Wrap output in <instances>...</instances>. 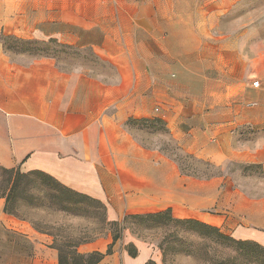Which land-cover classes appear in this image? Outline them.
<instances>
[{
  "label": "crops",
  "instance_id": "0c3cea01",
  "mask_svg": "<svg viewBox=\"0 0 264 264\" xmlns=\"http://www.w3.org/2000/svg\"><path fill=\"white\" fill-rule=\"evenodd\" d=\"M245 1L0 0V31L89 48L106 65L67 69L0 43V168L50 176L110 223L171 210L264 248V20L232 21ZM146 120L219 173L185 172L142 143L130 126ZM5 208L0 196V264H59L51 236ZM141 249L126 234L99 264H147Z\"/></svg>",
  "mask_w": 264,
  "mask_h": 264
},
{
  "label": "rangeland",
  "instance_id": "374dc122",
  "mask_svg": "<svg viewBox=\"0 0 264 264\" xmlns=\"http://www.w3.org/2000/svg\"><path fill=\"white\" fill-rule=\"evenodd\" d=\"M231 19L264 20V0H246L243 8L233 13ZM233 29L224 28L228 31ZM0 43L6 52L13 55L51 56L67 69L81 67L104 72L106 67L91 49H79L60 44L56 40H22L2 30ZM130 127L136 131V137L142 143L147 146H160L185 172L204 176L219 173L210 164L188 156L171 137L164 122L146 120L134 122ZM15 172L24 174L20 169ZM13 177L15 173L11 174L0 168V196L8 192ZM45 179L42 176L30 177L32 182L27 178L21 179L20 188H28V194L24 197L17 196L10 207L17 214L14 217L29 223L37 232L51 236L53 246L60 248L67 256L75 251L88 254L84 252L85 247L92 243H100L110 237L113 239L118 234V241H122L124 235L129 234L140 243L147 262L151 260L156 264H257L258 258L264 260V253L240 249L237 241L229 234L224 233L226 240L223 243H216L200 229L170 222L168 216L128 218L119 223L120 226L115 225L107 220L105 208L100 202L87 196L74 197L72 190L67 191L54 180H49L47 184ZM52 194L61 198V202L50 199ZM172 217L187 220L173 215Z\"/></svg>",
  "mask_w": 264,
  "mask_h": 264
},
{
  "label": "trees",
  "instance_id": "16d2710c",
  "mask_svg": "<svg viewBox=\"0 0 264 264\" xmlns=\"http://www.w3.org/2000/svg\"><path fill=\"white\" fill-rule=\"evenodd\" d=\"M157 122L163 123V121L161 120H155ZM4 170V169H3ZM5 172L8 173H15V177H13V181H11V187L9 188L7 193H3L1 195V197H5L6 198V208H5V212L10 214V215H15L17 216L16 212L13 211V209L10 207L11 203H14L17 199V196L20 197H24L27 196L28 194V188L24 187V188H20V180L27 178L29 180L30 177H35V176H42L45 177V181L47 182V184H49V180H54L52 177L41 173V172H31V173H24L21 174L20 172H15V170H4ZM56 181V180H54ZM29 182H32V180H29ZM50 186V185H48ZM66 188V187H65ZM67 191H70V189L66 188ZM72 192V196L74 197H86L83 194H79L77 192L71 191ZM50 199H58L59 202H61V198L57 197L56 194H52L49 196ZM68 201V200H67ZM70 201V200H69ZM104 208L105 206L103 204H101ZM163 216H168V221L170 222H174L177 224H182V225H187L189 227L192 228H198L201 230V232L206 235L207 237H209L210 239H212L213 241H215L216 243H220L224 240H226V235L220 231L219 228L215 227V226H211L205 223H201L199 221L196 220H192V219H187V220H177L174 219L171 215V210H166L164 212H159V213H154V214H148V215H133V216H129L128 218H161ZM126 219L124 221H126ZM115 225L120 226L119 223L115 222ZM120 239V234L115 235L113 237V243L109 246L108 250L106 253H101V252H92V253H88V254H81L77 251H75L73 254L67 256L63 253V251L60 248L54 247L58 250L59 252V264H99L106 256L110 255L112 253V249L114 244ZM237 245L240 247V249H243L246 252H254V251H260L261 253H264V248L252 243V242H241V241H237ZM255 248V250L253 249ZM126 250L128 252V254L135 258L138 256V249L133 245L130 244L126 247ZM147 264H156L153 261H148ZM257 264H264V260H260V258L257 259Z\"/></svg>",
  "mask_w": 264,
  "mask_h": 264
},
{
  "label": "built area",
  "instance_id": "2783aa9c",
  "mask_svg": "<svg viewBox=\"0 0 264 264\" xmlns=\"http://www.w3.org/2000/svg\"><path fill=\"white\" fill-rule=\"evenodd\" d=\"M254 86H255V87H259V83L256 82V83L254 84Z\"/></svg>",
  "mask_w": 264,
  "mask_h": 264
}]
</instances>
